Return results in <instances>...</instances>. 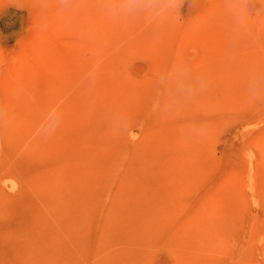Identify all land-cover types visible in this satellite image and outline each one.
<instances>
[{
	"label": "rangeland",
	"instance_id": "rangeland-1",
	"mask_svg": "<svg viewBox=\"0 0 264 264\" xmlns=\"http://www.w3.org/2000/svg\"><path fill=\"white\" fill-rule=\"evenodd\" d=\"M0 264H264V0H0Z\"/></svg>",
	"mask_w": 264,
	"mask_h": 264
}]
</instances>
